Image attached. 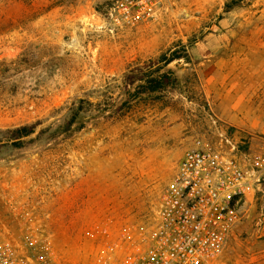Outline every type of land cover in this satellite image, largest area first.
I'll list each match as a JSON object with an SVG mask.
<instances>
[{
    "label": "rangeland",
    "instance_id": "1",
    "mask_svg": "<svg viewBox=\"0 0 264 264\" xmlns=\"http://www.w3.org/2000/svg\"><path fill=\"white\" fill-rule=\"evenodd\" d=\"M105 6L0 0V244L35 264H101L109 241L144 247L186 149L224 131L263 173L216 264H264V0H163L121 23ZM181 43L191 59L167 66L179 80L162 98L114 117L98 107L109 86L125 98L131 67ZM80 98L94 103L69 125ZM33 123L14 145L7 130Z\"/></svg>",
    "mask_w": 264,
    "mask_h": 264
},
{
    "label": "built area",
    "instance_id": "2",
    "mask_svg": "<svg viewBox=\"0 0 264 264\" xmlns=\"http://www.w3.org/2000/svg\"><path fill=\"white\" fill-rule=\"evenodd\" d=\"M162 1L106 0L105 15L115 23L135 22ZM220 135V142L197 137L186 149L162 193L147 244L131 248L109 241L101 264H216L263 173L260 165L242 161L227 132ZM0 264L35 263L5 243L0 244Z\"/></svg>",
    "mask_w": 264,
    "mask_h": 264
},
{
    "label": "trees",
    "instance_id": "3",
    "mask_svg": "<svg viewBox=\"0 0 264 264\" xmlns=\"http://www.w3.org/2000/svg\"><path fill=\"white\" fill-rule=\"evenodd\" d=\"M174 48L162 53L157 58L131 67L121 80L123 89L125 90V98L118 102L115 98L109 97L108 93H110L109 89L111 86L108 85L109 87L106 88L103 97L97 100L98 107L102 110H109V115L114 117L119 116L125 106H129L132 102L137 101V99L145 97L162 98L163 93L174 86L176 80H179L178 77L174 76V70L167 68V66L178 59H183L187 62L191 59L187 44L181 43V49L179 50ZM85 103L90 104L94 103V101L80 98L79 104L73 107V114L68 122L69 125H72L81 111L85 109ZM37 124H25L8 129L7 132L12 133L10 138L12 143L16 146H22L24 139L35 132Z\"/></svg>",
    "mask_w": 264,
    "mask_h": 264
}]
</instances>
